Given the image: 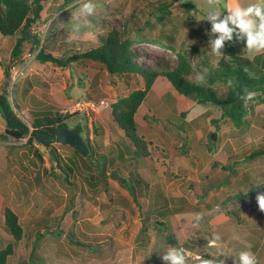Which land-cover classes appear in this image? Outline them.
<instances>
[{"label":"rangeland","instance_id":"rangeland-1","mask_svg":"<svg viewBox=\"0 0 264 264\" xmlns=\"http://www.w3.org/2000/svg\"><path fill=\"white\" fill-rule=\"evenodd\" d=\"M92 2L94 14L87 21L81 17L86 26L70 39L69 22L79 5L47 0L32 27L41 43L25 44L18 58L11 56L16 36L0 33V93L8 92L31 130L36 117L66 115V127L80 128L91 149L84 156L55 141L14 140L5 134L0 113V226L10 208L23 228L9 264H165L160 255L170 246L185 248L190 264H198L197 255L214 258L217 250L208 245L214 233L232 255L218 257L225 264L249 245L264 264V212L256 201L264 193V155L249 157L264 150V105L255 104L236 126L221 107L155 81L136 113L131 138L115 123L113 108L116 115L128 110L125 100L147 86L142 76L111 73L91 60L61 67L36 59L42 46L65 59L115 31L132 43L141 66L171 72L183 56L189 65L183 79L197 83L204 74L205 85L225 96L221 62L231 57L210 52L205 33L211 24L198 19L202 0ZM245 45L246 37L235 44V54L251 60ZM78 100L110 106L85 115L74 111ZM141 152L149 157H138ZM195 214L202 215L198 227ZM5 245L0 238V249Z\"/></svg>","mask_w":264,"mask_h":264},{"label":"trees","instance_id":"trees-1","mask_svg":"<svg viewBox=\"0 0 264 264\" xmlns=\"http://www.w3.org/2000/svg\"><path fill=\"white\" fill-rule=\"evenodd\" d=\"M47 0H0V33L4 36L15 35L16 42L11 56L18 58L23 53L25 44L40 45L41 40L32 32L33 25L43 17L44 3ZM72 0H65L69 3ZM131 42L125 44L119 40L117 32L113 31L102 39L98 46L92 47L68 58H61L52 53H47L42 46L36 54V59L42 62H51L57 66L66 67L73 61L91 60L104 64L111 73L127 74L136 73L147 81V86L142 90H135L125 100L128 110L121 111L116 115L117 106L113 108L115 123L121 127L127 136L136 130L135 116L145 99L151 84L155 81L168 82L171 89L194 98L200 104H211L223 109V116L229 118L236 126H241L250 111L254 110L255 104L264 105V72L255 71L256 60H249L235 54V44L225 43L223 52L231 57L228 62H221V68L225 74V82L235 78V86L229 88L225 96L220 95L215 89L205 84L190 82L181 77L187 71L186 59L181 56L179 68L171 72H157L143 67L137 62V52L131 50ZM245 68L248 72H245ZM255 71V72H254ZM245 89L257 93V96L247 103L241 97L245 96ZM0 113L5 121V134L14 139L22 140L29 137L28 144H33L38 134L45 133L57 135L62 128L66 127L65 116L44 114L33 119L32 130L18 115L9 100L8 92L0 93ZM77 130H82L77 127ZM67 145V144H66ZM76 151V147L69 145ZM129 147V146H128ZM89 150L91 152L90 146ZM38 156L39 150L36 151ZM264 155V150L253 152L249 157L256 158ZM142 158H148V154H142ZM59 165V162H57ZM134 182L132 181V184ZM141 185L147 183L140 181ZM135 186L131 194L135 197ZM4 225L0 226V238L6 242L5 247L0 249V264H9L10 257L15 253L16 243L23 237V228L17 214L10 208L4 211ZM236 217V215H235Z\"/></svg>","mask_w":264,"mask_h":264},{"label":"clouds","instance_id":"clouds-1","mask_svg":"<svg viewBox=\"0 0 264 264\" xmlns=\"http://www.w3.org/2000/svg\"><path fill=\"white\" fill-rule=\"evenodd\" d=\"M79 5L76 12L72 14V18L69 22L70 33L69 38L80 33L81 29L86 24L81 22V17L87 21V17L94 14L97 5L92 0H76ZM202 6L204 15L198 17L200 21H207L211 24V30L206 31L208 39V48L210 52L217 57L224 59H230L225 56L223 50L225 43L230 42L236 44L246 37V45L244 52L248 54L251 59L255 55L264 54V0H256V2H250L246 5H242L239 2L229 6L226 0H202ZM223 17V18H221ZM215 36L214 39L211 37ZM248 72V69H244ZM207 70H205V73ZM198 84H205V75L201 74L197 77ZM229 88L235 86V78H230L227 81ZM246 95L241 97L247 103L253 100L257 93L253 91L244 90ZM258 208L261 212H264V193H260L256 196ZM202 220L201 214L194 215L193 227H198L199 222ZM209 247L215 248L217 251L214 254V258L206 259L197 255L195 260L198 264H225V260L218 257L232 256L223 251V243L221 235L214 233L208 242ZM251 246H248V250H242L238 253V256L234 257L233 264H260L255 253L251 250ZM191 253L183 247H168L165 252L160 255V259L165 264H190L189 257Z\"/></svg>","mask_w":264,"mask_h":264},{"label":"water","instance_id":"water-1","mask_svg":"<svg viewBox=\"0 0 264 264\" xmlns=\"http://www.w3.org/2000/svg\"><path fill=\"white\" fill-rule=\"evenodd\" d=\"M211 139H216V134H211ZM37 140L44 144L45 140L55 141L60 144H67L76 147L80 153L84 156H87L89 153V147L81 133L77 129L64 127L61 129L59 134L57 135H51V134H45L40 133L37 136ZM115 174L112 175L113 178Z\"/></svg>","mask_w":264,"mask_h":264},{"label":"built area","instance_id":"built-area-1","mask_svg":"<svg viewBox=\"0 0 264 264\" xmlns=\"http://www.w3.org/2000/svg\"><path fill=\"white\" fill-rule=\"evenodd\" d=\"M110 106L109 102L101 100L99 104L91 100H78L75 104L74 111L89 115L90 111H97L99 107Z\"/></svg>","mask_w":264,"mask_h":264},{"label":"crops","instance_id":"crops-1","mask_svg":"<svg viewBox=\"0 0 264 264\" xmlns=\"http://www.w3.org/2000/svg\"><path fill=\"white\" fill-rule=\"evenodd\" d=\"M227 4L229 6H232L234 4H236L237 2H239L242 5H246L247 3L250 2H256V0H226ZM256 60V67L258 66V69H263L264 70V58L261 59V54L255 55L251 60Z\"/></svg>","mask_w":264,"mask_h":264}]
</instances>
